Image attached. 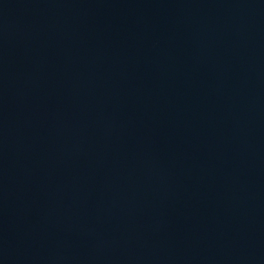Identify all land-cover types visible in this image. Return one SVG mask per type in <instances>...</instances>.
Returning <instances> with one entry per match:
<instances>
[{
	"label": "water",
	"instance_id": "water-1",
	"mask_svg": "<svg viewBox=\"0 0 264 264\" xmlns=\"http://www.w3.org/2000/svg\"><path fill=\"white\" fill-rule=\"evenodd\" d=\"M0 264H264V0H0Z\"/></svg>",
	"mask_w": 264,
	"mask_h": 264
}]
</instances>
